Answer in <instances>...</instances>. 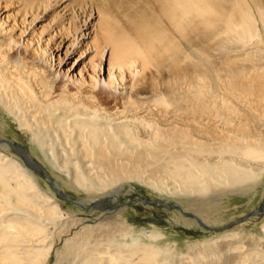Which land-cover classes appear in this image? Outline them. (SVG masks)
I'll return each mask as SVG.
<instances>
[{
  "label": "bare ground",
  "instance_id": "obj_1",
  "mask_svg": "<svg viewBox=\"0 0 264 264\" xmlns=\"http://www.w3.org/2000/svg\"><path fill=\"white\" fill-rule=\"evenodd\" d=\"M50 2L25 0L17 19L0 18V110L30 136L54 175L88 194L111 188L112 200L118 184L137 181L174 202L172 215L188 226L219 230L239 216L234 199L264 183V55L243 49L261 46L264 0H251L257 16L246 0H148L154 11L145 6L127 26L95 9L74 30L61 4V28L22 42ZM51 45L65 56L84 47L86 72H33L27 60L47 64ZM146 74L158 82L137 85ZM9 145L0 134V264H50L51 253L53 264H166L175 255L174 244L160 245L161 231L137 230L123 209L95 225L72 218ZM241 218L234 230L199 241L189 261L173 264H203L209 256L208 264H264V215L259 235L247 227L257 215Z\"/></svg>",
  "mask_w": 264,
  "mask_h": 264
},
{
  "label": "rangeland",
  "instance_id": "obj_2",
  "mask_svg": "<svg viewBox=\"0 0 264 264\" xmlns=\"http://www.w3.org/2000/svg\"><path fill=\"white\" fill-rule=\"evenodd\" d=\"M24 1L25 0L3 1V3L0 4V18H2V22H7V24H9L14 19H17L21 14V12H19V9ZM51 1L52 2H50L48 8L43 6L40 10H38V15H39L38 19L37 21L33 22L32 26L28 29L30 33L27 32V34L21 38L22 42L23 40L29 41L31 39V42L35 43L36 42L35 39L37 40V38L32 39L33 35H30L33 32H36L41 37L43 36L44 37L43 39H46L48 38V36L53 35V33L57 29L61 28V24H62L61 22L63 21L62 18L60 19L62 12L61 8L65 4H68L69 7L68 13L72 15V23H73V25L71 26L72 30H74V28L77 25H80V23H82L84 17L85 16L87 17V15H89L90 10H92L93 12H95V9L106 10L109 13V15H111V17L113 18L112 20L115 23H118L119 25H123V26L129 25L128 19H130L132 16L133 17L136 16L138 12L141 11L145 6H146V12L148 10L154 11V5L152 6V3L148 5L147 4L148 0H51ZM246 1L250 2V4L248 5L249 10L252 12V14L256 15V12H253V5L251 3V0H246ZM55 2L57 3L54 5ZM61 4L62 6H60ZM94 21H96V19H93V22ZM259 23L260 22H258V24ZM258 26L260 27L259 29L262 36L261 37L262 40L260 43L261 46L252 43L251 45H248L246 48L243 49L244 50L246 49V51L253 50L252 51L253 53L257 51V54L255 53L256 55L263 56L264 33H262V31L264 32V30L261 23ZM19 32L20 31H17L15 35L18 34ZM17 38L20 39L18 35ZM53 38H50L51 41H49V46H50V42L51 44H53L54 42ZM235 46L236 47L233 46V54L237 55L240 52V49L237 45ZM53 48L54 46L52 47V50H49L47 53V58H46V60H48L47 64L33 65L30 62V60H27L28 66L32 68L33 72L43 70V72L47 71L45 72L46 75L47 73L48 74L50 73L49 72L50 67L51 68L54 67L52 69H54L55 71L60 69L61 71L63 70L65 72V70H68V72L71 74H78V72H82L84 74L86 72L87 60L90 56H87V54L82 55L84 54L83 53L84 47L78 48V50H76L74 53L68 56L64 55L63 53L64 49L58 52L57 48L54 49ZM58 54L60 55L59 58H58ZM194 57H196L197 59V56ZM76 59L77 61L74 62ZM143 76L144 78H140L141 80L139 79L140 82L137 81L138 83L137 85H145L149 87L153 85L154 83L153 80L155 81H157V79L159 80V76H157L158 77L157 79L155 75L150 76V74H146ZM161 85L164 86L162 83L161 84L158 83V86ZM120 86L119 88L121 90L123 89L125 84H122ZM100 95L103 98L104 97L108 98L107 91L101 92ZM0 125L2 129L0 130V134L3 136V142L4 143L5 141H7L8 143L11 142L14 145L26 149L28 153L31 154L33 158L32 160H36L40 163V165L43 167L47 175L51 178V180L55 181L56 186H58L60 191L65 193V195L70 197L72 200L83 201L84 205L87 207H91L95 202H101V201L104 202V206L102 208L91 207L89 209H83L82 207L72 203L70 200L59 197L51 188L50 182L49 180L46 179L44 174L42 172H36L32 170L27 165V163H25L23 156L18 151L13 149L11 145H9L10 146L8 147L9 152L12 153L13 156L23 160L25 167L31 172H33V174H35V176L40 180V183L44 189H47L50 193L53 194L55 199L62 205L63 210L66 213H68L72 218L81 219L85 225L89 226V225L97 224L98 222L102 221L104 218L110 216L116 210L123 209L124 217L128 218L129 222L132 223V225L134 224L137 230L149 231L156 229L164 234V239L162 240V242H160V245L162 247H164L166 243L170 245L173 244L175 245L176 253L173 257H170V259L168 260V262H166V264L177 263L180 260L183 261L185 260L184 262L189 261L187 259H189V257L192 256L191 254H195L197 253L195 251L199 250L198 249L199 241L214 238L219 234L227 233L234 230L236 228L235 225L242 223L240 221L242 219L241 217H252L257 215L259 218L256 219L254 225L250 224L247 227L248 229L252 228V232L254 233V235L260 234L259 229L261 228L260 226L262 223L261 217L262 215H264V211L263 213H261L262 206L264 203V196H263L264 183L263 184L260 183L257 186V188H255L256 191L253 190L251 192L252 194H249L248 196L245 197L238 196L236 197V199H234V202L238 204V208H239L238 213L240 214L239 216H234L233 220H228L227 222H225V224H222L221 225L222 229L217 230V228L215 227L213 228L206 226L204 227V225H202L198 221H197L198 225L197 223H195L196 225L194 224L192 226H188V225H184L183 222L176 220L172 215V212L176 210V207H170V205L173 204L174 202H168V203L162 202L161 195L158 192H155L151 188L146 187L137 181L136 182L133 180L125 181L123 182V184L121 183L118 184V186L122 185V188L116 194L119 196L117 200L106 198L107 194L111 191V188L110 189L108 188L105 191H99L95 194H88L79 188H75L73 186H67V185L65 186L64 183L54 175L57 174V172L53 171L51 164H47L48 161H46L43 158L41 152L38 150L37 145H35L32 142L30 136L25 131H22L20 128H18L16 123L13 122L11 118L7 117L6 114H4L1 110H0ZM261 178H264V171L262 172ZM252 195H253V201L250 202L249 198ZM234 202L232 203L233 205ZM257 212H259V214ZM252 213H256V214L251 215ZM187 218H191V217L187 216ZM109 228L110 227L105 226L103 228V231H106ZM67 235H70V233ZM98 239L100 238L98 237ZM54 241L57 247V248L55 247V249L63 250L62 242L59 243V239L57 238L54 239ZM189 244H193L192 246L193 248L190 250L186 248V246H188ZM188 252L189 254H187ZM223 252L231 253L225 251V249H223ZM179 253H183V254H179ZM198 254L200 253L198 252ZM199 257H203V255L200 254ZM209 257L210 258L205 257L204 259H202L204 260L203 264H208L211 259H214V256H209ZM54 262H55V257L54 254L51 253V256L49 258V263L53 264ZM63 264L66 263L64 262Z\"/></svg>",
  "mask_w": 264,
  "mask_h": 264
},
{
  "label": "water",
  "instance_id": "obj_3",
  "mask_svg": "<svg viewBox=\"0 0 264 264\" xmlns=\"http://www.w3.org/2000/svg\"><path fill=\"white\" fill-rule=\"evenodd\" d=\"M9 143H11V142H9ZM11 146H12L13 149H15L16 151H18L21 155H23V154H22V151H23V152H24V151H27L26 149L21 148L20 146L14 145V144H12V143H11ZM18 149H19V150H18ZM26 163H27V165H28L32 170H34V171H36V172H42V173L44 174V176L46 177V179L49 180L51 188L54 190V192H55L59 197H62V198H64V199H68V200H70L72 203H74V204H76V205L82 207L83 209H89V208H91V207H99V208H102V207H103L104 202H95L91 207H87V206L84 205L83 201H75V200H72L70 197H68L67 195H65V193L61 192L60 189H57V188L55 187V183H54V181L51 180V178L47 175V173L45 172V170L43 169V167H42L40 164H38L37 162L28 161V160H26Z\"/></svg>",
  "mask_w": 264,
  "mask_h": 264
}]
</instances>
